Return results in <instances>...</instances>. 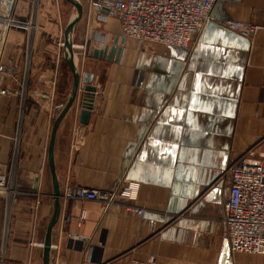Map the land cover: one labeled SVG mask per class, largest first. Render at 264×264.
<instances>
[{
  "label": "crops",
  "instance_id": "1",
  "mask_svg": "<svg viewBox=\"0 0 264 264\" xmlns=\"http://www.w3.org/2000/svg\"><path fill=\"white\" fill-rule=\"evenodd\" d=\"M48 1L17 0L14 16L33 28L12 27L2 54L17 71L0 75V171L20 193L0 197V264H41L52 212L47 146L72 78L57 11L51 22L43 11ZM80 2L73 44L83 49L74 59L96 91L87 124L79 93L57 129L60 194L67 183L112 190L134 181L143 213L60 197L49 264H129L150 254L160 264H264L262 255L232 252L221 235L226 168L264 152V0H217L186 48L124 38L117 20L97 22L92 0ZM226 20L255 31L243 36ZM114 38L117 62L92 56Z\"/></svg>",
  "mask_w": 264,
  "mask_h": 264
},
{
  "label": "built area",
  "instance_id": "2",
  "mask_svg": "<svg viewBox=\"0 0 264 264\" xmlns=\"http://www.w3.org/2000/svg\"><path fill=\"white\" fill-rule=\"evenodd\" d=\"M217 0H92L91 9L97 22L118 21L121 35L137 42L186 48L194 36L212 21V10ZM17 0H0V75L15 77L17 66L2 54L12 27H31L14 16ZM223 25L243 36H251L255 26L241 21L226 20ZM62 33V32H61ZM63 38L57 41L62 50ZM82 48L83 45H74ZM223 176L228 181L221 218L222 238L232 252L264 256V152L253 158L242 154L226 168ZM138 183L121 180L112 190H100L75 184H65L60 197L65 201H93L104 209L121 204L130 213L141 215L143 210L133 203ZM5 175L0 171V197L15 196ZM84 219L81 213L77 221ZM72 221L64 216V224ZM69 237L71 234L67 232ZM129 264H160L156 256L132 260Z\"/></svg>",
  "mask_w": 264,
  "mask_h": 264
},
{
  "label": "water",
  "instance_id": "3",
  "mask_svg": "<svg viewBox=\"0 0 264 264\" xmlns=\"http://www.w3.org/2000/svg\"><path fill=\"white\" fill-rule=\"evenodd\" d=\"M73 6V13L68 18L63 28V45L62 56L71 74V88L66 102L60 107L58 114L54 118L50 130L48 146H47V167L50 173L53 206L52 212L46 224L43 242H42V255L41 264H49L50 249H51V235L54 225L57 223L60 215V187L58 178L55 171L54 164V142L57 129L64 118L65 114L72 107L79 93L80 109H79V122L87 124L90 118L92 102L96 87L91 84L92 75L83 74L81 76L74 59V44L73 32L77 20L82 14V4L80 0H65ZM122 50V43L117 44V38H114L112 43L106 44L103 48H95L92 50V56L99 59H106L107 61L117 62Z\"/></svg>",
  "mask_w": 264,
  "mask_h": 264
},
{
  "label": "rangeland",
  "instance_id": "4",
  "mask_svg": "<svg viewBox=\"0 0 264 264\" xmlns=\"http://www.w3.org/2000/svg\"><path fill=\"white\" fill-rule=\"evenodd\" d=\"M44 6V13H47L46 18H50L49 22H51V18H53V9H56V18H59V20L61 21V27L62 30L64 28L65 23L67 22L68 18L70 17V15L73 13V6L65 1V0H49L48 2H45ZM42 6V8H43ZM32 11H29V16H31ZM41 13V11H40ZM52 22H54V20L52 19ZM63 33V32H62ZM61 33V36H62ZM76 50V57L78 58L80 55V51Z\"/></svg>",
  "mask_w": 264,
  "mask_h": 264
}]
</instances>
